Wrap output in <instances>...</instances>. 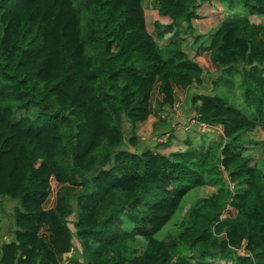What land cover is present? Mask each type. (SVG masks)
<instances>
[{
  "label": "trees",
  "instance_id": "1",
  "mask_svg": "<svg viewBox=\"0 0 264 264\" xmlns=\"http://www.w3.org/2000/svg\"><path fill=\"white\" fill-rule=\"evenodd\" d=\"M207 1L154 0L160 42L143 0H0V199L19 200L0 264H63L74 239L67 264H264V168L245 152L264 130V25L249 16L264 0H228L249 14L192 55L182 33ZM235 72L253 116L220 93ZM188 92L218 138L193 127L201 140L141 149L139 124Z\"/></svg>",
  "mask_w": 264,
  "mask_h": 264
},
{
  "label": "rangeland",
  "instance_id": "2",
  "mask_svg": "<svg viewBox=\"0 0 264 264\" xmlns=\"http://www.w3.org/2000/svg\"><path fill=\"white\" fill-rule=\"evenodd\" d=\"M153 2L154 0H143V6L146 13L148 30L156 40L160 42H165L166 38H169V34L165 38L159 36L162 27L157 28L155 23L157 20H159L161 22V25L164 26L167 24V20L166 18L159 16V14L156 12V10L153 7ZM197 12L199 18L193 21V35L190 33V31H184L182 33V36L186 38V40H184L183 42V46L185 50L192 55L194 54L195 51L194 39H196V36L202 34L203 35L202 37L205 38V36L217 25L218 21L221 19L224 18L232 19L249 14L247 8L244 7L242 3L232 4L228 0H209L207 2L202 3V5L198 7ZM249 16H252L254 21L261 22L264 25V15L251 14ZM216 74L213 75L208 74L206 77L207 78L206 84L199 87L200 89L197 88V91L206 92V93L210 92L212 88L211 81L213 80V77L215 78ZM229 80L233 82H228ZM219 90L220 93L222 94L223 92H225L223 94L224 95L223 97L226 98L230 103H233L234 105L248 112L250 116H253V111L245 106L244 97L242 94L243 88L240 86V75L238 72H235L233 75L229 74L225 76L223 81L221 82ZM190 94L192 93L188 92L186 97L181 96L178 101L180 105L179 107L180 115L178 112L174 111L173 108L165 109L160 113V117H150L148 122H144L141 125L139 124L138 126L139 128L137 130L138 132H141L140 137L145 136L146 138L145 140L144 139L140 140L141 148L142 146L143 147L153 146L154 144L153 141L156 139L158 134H164L166 132L171 133L173 131H174V136L172 137L171 141L166 145H160L159 149L163 150L164 152H169L170 150L178 146H183L184 145L183 141L187 137V135L194 137L197 141L201 140L202 138L201 135L198 134L196 130L193 131L192 129L193 127H190V132H187L186 127H184L183 125V122L189 119L190 116L192 115V112L190 110L191 108ZM152 123H154L153 128H151ZM206 129L207 130L205 131V133L208 134L206 141L212 140L213 138H218V133L219 131L222 130L220 126H216L210 129H208L207 127ZM250 136L253 138L254 141L248 145L245 152L251 155L250 156L251 164L256 163L259 167L264 168V130L258 128L257 130L251 132ZM215 189L216 187L206 185L204 186V188L197 190L196 193L194 192L189 193L187 197L190 198H188V200H185L183 211L177 216V219L182 218L185 211L191 205V200L193 199L194 196L196 195L202 197L207 196L210 193H212ZM1 201L3 203L0 205V241H4L7 239L8 236H10V232L13 231L14 226L11 219L13 214L12 208L19 203V200H14L8 197V199H4V200L0 199V202ZM73 218L74 216L72 217V220ZM71 226L73 228L72 224ZM174 226H175L174 221H172L166 227V229H163L158 234V237L161 238L167 232L172 230L174 231L176 229V227ZM74 243H75L74 249L65 256L63 264L68 263L69 260L74 257L82 258V255L80 254L81 246L78 240L74 239ZM141 245L143 246L144 242H142ZM175 256L176 255L173 256V259L171 260L172 263L170 262V264H173V262L175 261L176 258Z\"/></svg>",
  "mask_w": 264,
  "mask_h": 264
},
{
  "label": "built area",
  "instance_id": "3",
  "mask_svg": "<svg viewBox=\"0 0 264 264\" xmlns=\"http://www.w3.org/2000/svg\"><path fill=\"white\" fill-rule=\"evenodd\" d=\"M179 107H180V105H179V103L177 102L175 105H174V107H173V110L174 111H176V112H178L179 113V115H180V109H179ZM196 117H197V114H196V112L193 110L192 111V115L190 116V118H189V121H188V123L185 125V127L186 128H190V127H197L198 129H201L202 130V128H203V130L202 131H206L207 129V127H208V129H210L212 126H210V125H208L207 123H203V122H200V121H198L197 119H196ZM199 126V127H198ZM214 127H216V126H214ZM205 129V130H204ZM222 129V128H221ZM171 136V133H169V132H166V133H164V134H158L157 135V137H156V139H155V141H156V143H161V144H163V143H167L168 142V139H169V137Z\"/></svg>",
  "mask_w": 264,
  "mask_h": 264
},
{
  "label": "crops",
  "instance_id": "4",
  "mask_svg": "<svg viewBox=\"0 0 264 264\" xmlns=\"http://www.w3.org/2000/svg\"><path fill=\"white\" fill-rule=\"evenodd\" d=\"M153 119H154V118H153ZM148 120H149V119H148ZM148 120L145 121V122H148ZM184 120H185V119H184ZM188 120H189V119L185 120L184 122H183V120H182L183 124L187 123ZM141 124H142V123H141ZM141 124H140V125H141ZM153 126H154V123H152V127H151V128H153ZM138 128H139V127H138ZM141 131H142V130H141ZM137 132H138V130H137ZM138 134H139V136H140V135H141V132H138ZM141 139H144V140H145L146 138H145V136H142V137H140V140H141ZM153 142H154V141H153ZM154 144H155V142H154ZM154 144H153V146H154ZM153 146H151V147H153ZM146 147H147V146H145V147L142 146L141 149H144V148H146ZM12 223H13V220H12ZM13 226H14V223H13ZM10 229H11V228H10ZM4 237H5V236H4ZM10 238H12V232H10V236L7 237V240L10 239ZM5 239H6V238H5Z\"/></svg>",
  "mask_w": 264,
  "mask_h": 264
},
{
  "label": "clouds",
  "instance_id": "5",
  "mask_svg": "<svg viewBox=\"0 0 264 264\" xmlns=\"http://www.w3.org/2000/svg\"><path fill=\"white\" fill-rule=\"evenodd\" d=\"M193 110H191V112H192ZM189 121V120H188ZM188 123V122H187ZM187 123H185V124H183L184 125V127H185V125L187 124ZM175 129V128H174ZM154 142L156 143V141L154 140ZM158 144V143H157ZM67 264V263H66Z\"/></svg>",
  "mask_w": 264,
  "mask_h": 264
}]
</instances>
